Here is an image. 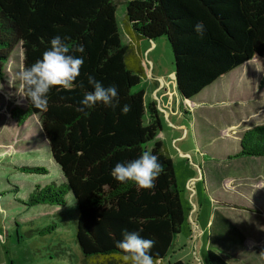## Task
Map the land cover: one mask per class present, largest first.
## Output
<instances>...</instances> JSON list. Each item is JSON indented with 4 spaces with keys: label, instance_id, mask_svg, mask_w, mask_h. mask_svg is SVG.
Here are the masks:
<instances>
[{
    "label": "trees",
    "instance_id": "trees-1",
    "mask_svg": "<svg viewBox=\"0 0 264 264\" xmlns=\"http://www.w3.org/2000/svg\"><path fill=\"white\" fill-rule=\"evenodd\" d=\"M116 10L113 0H0V80L18 46L22 69L41 59L55 36H69L70 45L84 46V53H73L84 58L77 81L84 82L83 88H53L47 111L33 108L28 100L25 108L11 110L17 127L36 119L64 183L34 186L27 205L63 207L70 194L78 212L75 242L86 261L115 259V243L127 230L154 239L152 254L161 264L180 233L184 210L172 160L157 140L161 123L156 104L144 100L143 88L134 90L144 77L138 44L167 40L176 92L181 101H192L254 56L264 60V0H126L127 44L121 39ZM198 21L205 25L203 38L194 32ZM87 75L105 87L114 85L120 106L112 110L97 104L78 111L85 93L93 90ZM124 104L131 106L127 114L121 112ZM238 147L228 160L264 158V125L243 132ZM144 151L156 155L164 167L153 190L112 178L116 163L136 159ZM18 170L48 174L37 166ZM219 218L214 213V221ZM226 229L240 235L230 225ZM238 245L210 237L207 264H231L228 257H237Z\"/></svg>",
    "mask_w": 264,
    "mask_h": 264
},
{
    "label": "rangeland",
    "instance_id": "rangeland-1",
    "mask_svg": "<svg viewBox=\"0 0 264 264\" xmlns=\"http://www.w3.org/2000/svg\"><path fill=\"white\" fill-rule=\"evenodd\" d=\"M113 1L117 5L116 21L121 39L127 44L129 39L123 31L126 0ZM151 43V53L142 55L144 77L134 90L143 88L146 92L144 100L156 104L161 123L157 140L172 160L184 210L180 233L164 264L175 261L207 264L210 232L207 224L213 210L222 212L231 224L251 239L255 243L251 248L257 249L264 258V158L227 159L238 152L237 136L240 133L264 125V60L248 61L244 66L243 82L229 83L228 92L214 90L217 99L215 103L210 102L211 106L207 103L198 105L196 117L205 131L194 132L193 114L181 118L174 110L177 125L175 128L168 125L164 111L172 110L169 92L151 96L161 84L160 78L165 80V89H173L171 74L175 69L167 40L162 37ZM151 43L142 41V51ZM22 59V50L18 46L4 66V77L0 80L3 85L0 89V234L4 257L8 264H98L97 260L86 261L75 242L78 212L70 194L63 207L27 205L34 186L64 183L36 119L30 118L17 127L11 118L13 108H25L27 103L17 94L16 73L22 70ZM217 87L216 84L211 88ZM212 89L202 92L199 99L206 100ZM220 96L223 101H218ZM195 135L201 149L195 142ZM33 166L45 168L48 174H23L18 170ZM191 221L197 226V234L202 232L199 236L191 232ZM225 229L221 219L214 221L211 238L217 242L218 232ZM223 237L236 242L235 238ZM237 247L239 258L233 259L232 264H264L254 253L248 254L240 245Z\"/></svg>",
    "mask_w": 264,
    "mask_h": 264
},
{
    "label": "clouds",
    "instance_id": "clouds-1",
    "mask_svg": "<svg viewBox=\"0 0 264 264\" xmlns=\"http://www.w3.org/2000/svg\"><path fill=\"white\" fill-rule=\"evenodd\" d=\"M194 32L203 38V21L195 24ZM70 40L69 36L53 37L49 49L43 52L41 59L16 73V80L19 82L17 94L21 99L28 100L33 108L47 111L49 93L53 88L57 91H71L84 87L83 81L77 82L84 58L73 53H84L85 48L82 44L70 45ZM87 83L93 90L85 93L78 111L83 112L97 104L112 110L120 106L118 91L114 85L105 87L93 75H87ZM2 88L3 85H0V89ZM130 111L131 106L128 104L121 107L122 114ZM163 171L164 167L159 158L149 151H144L136 159L116 163L111 170V176L121 184L131 182L139 190H153ZM155 244L154 239L143 238L138 232L123 230L122 238L115 243L118 250L115 259L119 264H160L152 254Z\"/></svg>",
    "mask_w": 264,
    "mask_h": 264
},
{
    "label": "crops",
    "instance_id": "crops-1",
    "mask_svg": "<svg viewBox=\"0 0 264 264\" xmlns=\"http://www.w3.org/2000/svg\"><path fill=\"white\" fill-rule=\"evenodd\" d=\"M125 2V1H124ZM129 39V38H128ZM149 43H151V42H149ZM149 45V44H148ZM142 42H140L139 44H138V50H139V52H140V54L141 55H143V54H147V55H149L150 53H151V49H152V47H153V44L151 43V46L150 47H148L147 49H145L144 51H142ZM255 58H258V59H260L259 57H257V56H254V58L253 59H255ZM142 59H143V56H142ZM252 59V60H253ZM150 62V61H149ZM247 64V62L246 63H244L240 68H237V69H235L234 71H232V72H230L229 74H227V75H224V76H222L220 79H218L216 82H214L210 87H208L206 90H204V91H207V90H209V89H212L213 88V86L214 85H218V87L216 88V89H212L213 91H212V93L210 94V96H208V98L206 99V100H203V99H199V95L202 93V92H204V91H202L200 94H198L197 96H196V98L194 99V100H192V101H181V99H180V97L178 96V94H177V92H176V84H175V80H174V78H175V76H174V74H171V79H172V82H173V84H172V88L173 89H165V86H166V83H165V80H163L162 78H160L159 79V81H160V85H157V89L154 91V93L151 95L152 97L153 96H155V97H157L159 94H161V93H164L165 91L166 92H169L170 94H171V96H172V110H171V112H169V111H164V115L167 117V119H168V121H167V123H168V125H172V127L173 128H175V126L174 125H177V116L174 114L175 112H174V110H176V114L178 113V115L181 117V118H184V117H187V116H189V115H191V114H193L194 115V121H193V123H192V125H193V129H194V132H198V131H205V129H201V127H200V125H199V123H198V118L196 117V113H195V111H196V108L198 107V105H200V104H203V103H207L208 105H212L210 102H213V103H215L216 102V99L217 98H215V96H214V90H216V91H220V92H228V90H229V86H228V84L229 83H231V84H234L235 82H237V84H240L241 83V81L243 82V80H245V75H244V73L243 72H245L244 70V66ZM145 66V65H144ZM150 66H152L151 65V62H150ZM146 67V66H145ZM165 85V86H164ZM171 85V84H170ZM212 87V88H211ZM220 92H217L218 94L220 93ZM146 96V92L144 91V97ZM160 97V99H161V97H163V95H161V96H159ZM222 97L220 96V99H218V101L219 100H224V99H221ZM146 102H154V101H152V100H150V101H146ZM161 104H158V106H160ZM162 105H164V106H166V104L165 103H163ZM173 115H175V116H173ZM172 116V117H171ZM172 119V120H171ZM198 130V131H197ZM243 133V132H242ZM242 133H240L238 136H237V142H239V139H240V136H241V134ZM195 138V142H196V144L200 147V143H199V139H198V136H194ZM203 140V139H202ZM200 149H201V147H200ZM165 152H166V150H165ZM167 153V152H166ZM53 162V161H52ZM201 179H203L202 177H200ZM234 193V192H233ZM236 195V194H235ZM249 201V200H248ZM249 204H250V202H249ZM228 207H230V206H227V208ZM233 208V207H232ZM254 210H256V208H253ZM252 209V210H253ZM252 210L250 211V212H252ZM248 211V210H247ZM257 211V210H256ZM214 213H218V215L222 218V219H224V221L221 219V218H219V219H221V223L224 225V227L226 226V227H228V225H230L232 228H234L240 235L238 236V235H234V234H232L231 232H229V231H227V229H225L224 231H219L218 232V235H217V237H218V241H220V242H224V243H227V244H229V245H238V244H240L241 245V248L243 249V250H245L248 254H250V253H254L255 255H257L258 256V259H260L261 261H262V263L264 262V258L261 256V253L259 252V251H257V249H256V251H255V248H251L255 243L253 242V241H251V239H249V238H247L241 231H239L233 224H231L228 220H227V218L222 214V212H219V210H213V213H212V215H211V220L208 222V229H209V242H210V237L212 236V228H213V226H214V219H213V217H214ZM194 221V220H193ZM195 223V222H194ZM196 225V224H195ZM3 228V227H2ZM224 232V233H223ZM202 232L200 231V233L199 234H201ZM222 234V235H221ZM224 235H226V236H229L230 238H235L236 239V242H234V241H228V240H226L223 236ZM197 236H199V235H197ZM209 244V243H208ZM1 245H2V236H1V234H0V264H8L7 263V260H6V257H4L5 255L3 254V251H2V247H1ZM230 249V248H229ZM230 250H232V249H230ZM236 250V249H235ZM234 251V250H233ZM236 253V252H235ZM237 254V257L236 258H231V257H228V261L232 264V263H234V261H233V259H237V258H239V255H238V253H236ZM98 264H119V261H117V260H115V259H103V260H99L98 261ZM161 264H164V261H162V263Z\"/></svg>",
    "mask_w": 264,
    "mask_h": 264
},
{
    "label": "built area",
    "instance_id": "built-area-1",
    "mask_svg": "<svg viewBox=\"0 0 264 264\" xmlns=\"http://www.w3.org/2000/svg\"><path fill=\"white\" fill-rule=\"evenodd\" d=\"M190 187H191V186H190ZM190 224H191V228H192V229H191V232H192V233H196V236L199 235V234H197V226L195 225V223H194L193 221H191ZM195 238H196V237H195Z\"/></svg>",
    "mask_w": 264,
    "mask_h": 264
},
{
    "label": "water",
    "instance_id": "water-1",
    "mask_svg": "<svg viewBox=\"0 0 264 264\" xmlns=\"http://www.w3.org/2000/svg\"><path fill=\"white\" fill-rule=\"evenodd\" d=\"M258 57V56H257ZM174 80H175V78H174Z\"/></svg>",
    "mask_w": 264,
    "mask_h": 264
}]
</instances>
